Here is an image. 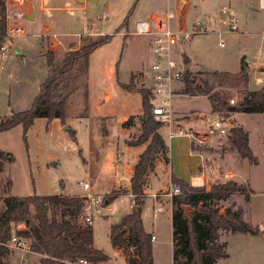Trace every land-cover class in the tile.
Segmentation results:
<instances>
[{
    "label": "rangeland",
    "instance_id": "obj_1",
    "mask_svg": "<svg viewBox=\"0 0 264 264\" xmlns=\"http://www.w3.org/2000/svg\"><path fill=\"white\" fill-rule=\"evenodd\" d=\"M189 1L190 7L182 15L185 0H170L172 11L177 16L173 22L175 29L192 34L195 24L205 21L209 31L192 35L189 41L179 43L175 57L181 68L185 65L184 55L190 59V70L193 73L228 71L237 75L242 67L246 71V66L248 70L250 66L252 78H248L246 84L239 83L236 90H232V97L237 102L243 98L245 90L264 86V81L257 87L255 84L257 76L264 80V70H261L264 67V10L259 11V2L262 5L264 0ZM167 5V0H85L83 3L78 0H27L24 6L14 5L5 10L6 34L0 48L7 45L8 53L2 62L4 68L0 69V117H5L12 111L31 109L41 85L49 75L48 58L45 54L54 53L56 65H60L67 52L109 39L89 58L87 113H84L81 90L71 98L65 125L60 119L38 118L27 133L22 126L0 133V150L15 156V162L9 165L8 172L4 170L0 173V211L6 199L13 196L12 187L10 190L7 187L8 181H11L8 173L15 184L14 192L22 197L34 194L84 197V183H89L92 192L99 195L121 191L122 195L111 204L113 213H108L105 209L106 216L104 214L95 218L97 246L110 255V260L102 264H129L134 257L131 244L124 248H112L105 230L108 223L106 221L117 222L122 212L128 210L130 199H134L123 196L130 194V191L125 193L126 189L115 188L118 180L128 179L125 176L126 167L133 157L132 149L127 145L128 139L135 140L141 134V95L123 89L119 82L128 85L134 77L133 82L137 87L151 86L148 71L153 59L144 43L146 38L128 34L135 31L138 22L146 19L147 11L166 8ZM225 9L231 10L238 20V31H230L223 23L226 19L223 14ZM19 10L26 12V19L19 21L14 17ZM206 16L210 17V23ZM19 25L25 29L24 36L10 38L8 27ZM57 39L62 45L51 51L50 43ZM221 42L224 47L220 46ZM1 58L0 56V60ZM136 70L139 71L135 72ZM182 88L181 80L173 86L176 96L170 99L168 107L171 119L169 123H165L169 126L163 129L166 138L169 137L172 131L170 125L174 122L195 118L191 111L207 114L204 119L206 124L199 128L202 132L208 130V125L214 121L208 113V100L177 95ZM166 98V95L155 96V107L161 106ZM174 111L189 113L176 115L172 114ZM134 115L133 125L123 128V119ZM238 119L252 131L254 155L258 164L251 165L246 160L247 165L239 167L237 175L235 172L230 173L228 179L250 183L252 198L245 220L257 234L222 233L221 241H228V257L217 264H264V230H260V225H264V114L243 115ZM215 120L222 121L229 129L233 124L219 115ZM67 125L70 130L64 129ZM71 131L76 132V140ZM184 131L192 133L187 129ZM228 137L229 135L211 138L215 141L217 152H221V148H231ZM209 148L210 144L204 151ZM231 163L228 165H232ZM230 167L235 169L234 166ZM162 181L155 185L165 187L166 180ZM152 191L157 190L154 187ZM160 193L163 194L164 191ZM146 199L147 197L144 198ZM171 200L172 197L163 200L166 208ZM147 203L151 208L152 199H148ZM233 203L244 206L243 197L236 195L229 203L222 204V207L228 208ZM185 213L188 216L190 208ZM145 215L147 218L152 216L149 209H146ZM162 233L161 238L164 239L167 234L165 227ZM19 256L14 255V264H19ZM24 259L29 264H39L40 257L26 254ZM10 263L11 256H6L0 262Z\"/></svg>",
    "mask_w": 264,
    "mask_h": 264
},
{
    "label": "trees",
    "instance_id": "obj_2",
    "mask_svg": "<svg viewBox=\"0 0 264 264\" xmlns=\"http://www.w3.org/2000/svg\"><path fill=\"white\" fill-rule=\"evenodd\" d=\"M6 10L5 0H0V44L6 34L4 20ZM109 41V39L107 40ZM84 46L79 50L67 52L60 65H56L54 53H47L49 75L41 85L39 95L30 110L14 112L0 117V133L7 132L17 126H22L25 133L38 118L60 119L65 125L68 107L76 94L82 90L84 98V113L89 110L88 67L90 55L105 42ZM185 65L181 82L183 88L177 95L189 97H206L212 108V113L229 119L234 114H264V86L256 90H245L243 99L236 106L230 105L233 98L232 90L239 83L246 84L247 73L242 67L237 75L224 71L193 73L189 67L190 59L183 56ZM187 68V69H186ZM119 82V85L132 93H139L142 98L141 134L135 140L128 142L129 146L137 147L145 144L146 150L140 155L131 178V191L135 197V207L131 213L114 223L110 228V241L113 247L133 246V259L129 264H154L153 236L145 228L142 218L144 206V183L149 171L154 169V160L162 154L167 162L168 147L160 134L164 123L158 121L154 114L155 96L151 89L137 87ZM135 116L123 122V128L133 125ZM76 140V132L71 131ZM229 143L238 156L257 165L258 159L249 145V133L243 128L233 126L229 129ZM26 140V138H25ZM15 162V156L0 150V173L7 164ZM173 188H179L180 193L172 197L174 264H217L219 260L228 257L227 242L221 241L222 233L252 235V225L245 220L247 208L251 202L252 190L249 184L235 181L219 183L210 190L206 187H196L172 176ZM10 190L12 182L8 181ZM125 193H128L126 190ZM121 191L108 195L112 203ZM243 197L244 206L233 203L230 207H222L233 197ZM85 197H52L10 196L6 199L0 211V257L8 256L5 247L12 236L15 226L24 224L26 230L18 231L19 238L29 243L33 253L40 257L39 264H64L66 261L86 259L94 264H102L110 257L97 249L94 243V228L82 224V213ZM190 208L186 216L184 207Z\"/></svg>",
    "mask_w": 264,
    "mask_h": 264
},
{
    "label": "crops",
    "instance_id": "obj_3",
    "mask_svg": "<svg viewBox=\"0 0 264 264\" xmlns=\"http://www.w3.org/2000/svg\"><path fill=\"white\" fill-rule=\"evenodd\" d=\"M167 2H168V5L166 8H158L155 10L147 11L145 14V18H149L150 16L154 15L157 12L165 11L168 9L172 10L170 0H167ZM185 2H186V6L184 8V11L181 13L182 15L185 12V10L188 7H190V4H191L189 0H185ZM259 6H260L259 7L260 12L262 10H264V2H262V5L259 2ZM206 20L208 22H210L211 19L209 16H206ZM144 43L147 46V50H148L149 55H151V57H152V54L150 52V48L148 46L147 39H145ZM152 59H153V57H152ZM242 62H243V59H242L241 63ZM241 67H242V65H241ZM263 68L264 67L261 68L262 71L264 70ZM189 69H192L191 65H190ZM138 71L139 70H136L135 72H138ZM225 72H228V71H225ZM246 73H247V80H248V78H252L253 72H251L250 66H249V70H248V66H246ZM257 81H259L260 83H258ZM263 81H264L263 78H260L259 76L255 77L256 87L259 84H261ZM250 82H249V84H250ZM249 88H250V86H249ZM250 89L256 90L258 88H254V89L250 88ZM174 96H176V95H174ZM194 98L207 99L206 97H194ZM242 99L240 100V102L242 101ZM141 100H142V98H141ZM208 102H209V100H208ZM240 102H238V103H240ZM209 104H210V102H209ZM191 112H193V115L195 116L194 119L187 120V121L181 120L178 122H174L173 125H170L172 127L171 132L174 133L173 137H170V135L168 138L165 137V135L163 134V129H166V127L169 125L168 124L163 125V127L160 130V134L162 135V137H163V139H164V141L168 147L167 157L169 159V162H167L165 160V158L162 154L157 155L156 159L154 160V169L149 171L146 178H145L144 194L147 195V199L145 200L144 206L142 208V218H143L145 230L149 234H151L153 236V238H155L153 240L154 264H174V258H173V253H174L173 232H174V229H173V222H172L174 204L171 200L169 202L170 203L169 206H167V208H166L164 206V203H163V200L170 198V196H164V194H167L168 192H170L173 189V186H172V176L173 175H175L178 179L183 180V181H185V182H187L193 186L206 187L208 190H210L212 188V186L215 184L226 183L228 181H235V182L240 183V184H245L239 180H229L228 179L230 173L233 174V172H235L237 175L236 170L239 169V167H243V166L247 165L246 160L239 158V156L235 150H233L232 148H229V149L221 148L222 151L217 152L216 150H218V149H216V146L214 145L215 141L211 140V138H208V146L210 144V147H211V148H209V150H207V151L198 150V148H195V146L192 144V141L188 136L178 135L177 132L179 129H183V130L187 129V130L191 131L192 133H203L199 128L202 127V125L206 124V121H204V119L207 118V116H206L207 114L204 115L202 113H199V111H197V110H194ZM173 113L176 115H186L189 112L174 111V112H172V114ZM208 113H209L210 117L214 118V120L217 118V114L212 113L211 104H210ZM136 115H134V116H136ZM243 115H249V114H234L232 117H230L227 120L233 122V124H231L230 128L233 126H238V127L245 129V131H247L249 133V145H250L253 153H255V147H254L255 143L253 144L254 139L252 138V133H251L252 131H250L249 128L246 127L244 124H242L243 122H240L238 119ZM254 116H257V115H254ZM126 120H127V118L125 117L123 119V122ZM211 124H209V125H211ZM128 141H131V140L128 139ZM227 141L229 142V139ZM263 141H264V138H263ZM126 143H127V141H126ZM149 143H150V140L147 144L145 143V144L137 146V147H131L127 143L128 147L131 148L132 152H133V157L131 159V163H128L127 167H126V175L125 176H128V179L118 180L116 183L115 190L116 189L120 190L121 188H124V189H126L127 192L131 191V178H132V174L134 172V168L139 161L140 155L146 150ZM229 162H232L231 163L232 165H228ZM9 165L10 164L6 165L5 172L7 171ZM230 166H234L235 169L234 170L231 169ZM8 175L11 179L12 184H13V186H12L13 196H20L14 192L15 184H14L9 173H8ZM164 180H166V182H164ZM161 181L166 183L165 187H159V185H157V186L155 185L157 182L161 183ZM249 185H250V183H249ZM154 187L157 190L155 192L152 191L154 189ZM161 191H164V193L163 194L160 193ZM153 195H158V196L163 195V196L159 197L156 200L152 197ZM123 196L130 199V194L123 195ZM20 197H22V196H20ZM148 199H152L153 204H152L151 208H149V206H147ZM131 202L132 201L130 199V205H129L128 210L122 212L118 221L115 223H118L122 217L131 213V211H132ZM157 208H162V211L160 213L156 212ZM146 209H149V211L152 215L151 217L149 215V218H147L145 215ZM151 210L153 213L151 212ZM113 211L114 210L112 207V211L108 212V213H113ZM105 216H106V214H105ZM106 219H108V218H106ZM147 219H148V221H147ZM106 222H108V223L106 224L105 230H106V233L108 234V238L110 241V228L114 223H112V222L110 223L109 221H106ZM147 222H148V225H147ZM262 226L264 227V225H262ZM164 227L166 228L167 234H166L165 238L162 239L161 237L163 235L162 231H163ZM93 228H94L95 247L97 249H100L97 246L95 225H93ZM225 242H227V244H228V241H225ZM110 244H111V241H110ZM111 246H112V244H111ZM112 248H113V246H112ZM105 253L110 257L108 252L105 251ZM164 257H165V260H164ZM19 258H20V256H19Z\"/></svg>",
    "mask_w": 264,
    "mask_h": 264
},
{
    "label": "built area",
    "instance_id": "obj_4",
    "mask_svg": "<svg viewBox=\"0 0 264 264\" xmlns=\"http://www.w3.org/2000/svg\"><path fill=\"white\" fill-rule=\"evenodd\" d=\"M27 0H5V4L7 8L11 6H24ZM223 14L226 16V19L223 21L225 25H227L230 31H238L237 19L233 16L231 10L225 9ZM27 14L23 10H19L14 14V17L19 21L26 19ZM9 17V16H8ZM10 18V17H9ZM177 19L175 13L168 9L165 11L157 12L152 15V18H146L142 22H138L135 27V31L128 34L132 36H142L147 39L148 46L150 48V52L153 57V62L150 65V69L148 71V77L151 83L149 87L154 96L160 97L166 95V99L163 101L161 106H156L154 109L155 117L158 121L165 123L170 122V112L168 107L170 105V99L175 95L173 86L175 83L179 82L182 78L183 67L181 68V64L175 57V50L180 42L189 41L192 35L205 34L209 30V26L207 23L201 22L196 23L194 26V31L192 34L183 32L182 30H176L173 22ZM210 23V22H208ZM25 34V29L23 26H9L8 27V36L10 38L13 37H22ZM56 36V35H55ZM57 38V36H56ZM62 45L61 41H52L50 43L51 51H55ZM221 47H224V43H220ZM8 53V46L3 45L0 48V56L2 57L0 60V69L4 68V64L2 63L4 58H6ZM260 83L259 81H257ZM238 102L236 99L232 98L230 100V105L236 106ZM178 135L180 136H188L192 144L198 150H205L208 146V138H212L215 136L225 137L229 135V128L225 126V124L220 120H214L211 125H209L208 130L203 133H187L183 129L178 130ZM174 133H170V137H173ZM119 183V182H118ZM83 190L85 191L86 198L84 209L82 213V224L84 226H92L94 225L96 217H102L105 214V209L108 212L112 211L111 202L108 200V195H99L92 192V187L89 183L83 184ZM180 193L179 188H173L164 196L173 197ZM163 195H153L154 199H158ZM132 199L131 209L135 207V197L130 194ZM144 198L147 195H143ZM162 208H157L156 212L160 213ZM260 229L264 230V227L260 225ZM26 230V226L24 224H19L15 226L13 231V236L11 240L5 244V247L8 249V256H11V263L14 264V255H20L19 264H29L25 261L24 257L26 254H34L29 243L19 238L17 232ZM155 238H153L154 240ZM35 255V254H34ZM64 264H94L86 259H78L75 261H66Z\"/></svg>",
    "mask_w": 264,
    "mask_h": 264
},
{
    "label": "water",
    "instance_id": "obj_5",
    "mask_svg": "<svg viewBox=\"0 0 264 264\" xmlns=\"http://www.w3.org/2000/svg\"><path fill=\"white\" fill-rule=\"evenodd\" d=\"M91 1H92V2H97V0H91ZM78 2L83 3V2H85V0H78ZM30 17H31V16H30ZM186 69H187V68H186ZM64 129H65V130H70L68 125L65 126ZM187 209H189V207H188V206H185V207H184V210L186 211ZM186 216H187V214H186ZM0 262H1V257H0Z\"/></svg>",
    "mask_w": 264,
    "mask_h": 264
}]
</instances>
